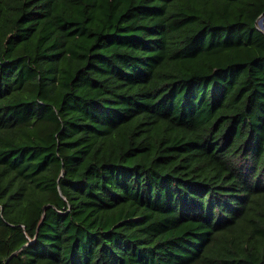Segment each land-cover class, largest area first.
I'll return each mask as SVG.
<instances>
[{"label": "trees", "instance_id": "16d2710c", "mask_svg": "<svg viewBox=\"0 0 264 264\" xmlns=\"http://www.w3.org/2000/svg\"><path fill=\"white\" fill-rule=\"evenodd\" d=\"M264 0H0V264H264Z\"/></svg>", "mask_w": 264, "mask_h": 264}, {"label": "water", "instance_id": "95a60500", "mask_svg": "<svg viewBox=\"0 0 264 264\" xmlns=\"http://www.w3.org/2000/svg\"><path fill=\"white\" fill-rule=\"evenodd\" d=\"M258 24H259L260 29H263V27H264V18L263 17L259 19Z\"/></svg>", "mask_w": 264, "mask_h": 264}]
</instances>
